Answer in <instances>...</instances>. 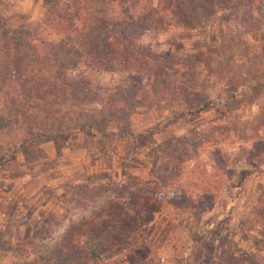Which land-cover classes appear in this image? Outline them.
<instances>
[{
  "label": "rangeland",
  "instance_id": "rangeland-1",
  "mask_svg": "<svg viewBox=\"0 0 264 264\" xmlns=\"http://www.w3.org/2000/svg\"><path fill=\"white\" fill-rule=\"evenodd\" d=\"M75 2L0 0V153L15 152L0 164V264H85V233L101 236L115 209L129 215L125 240H111L90 264H264V2L254 13L260 23L248 28L233 6H205L197 18L177 14L163 26L139 17L119 32L87 20L82 43L99 55L78 64L83 82L65 85L56 60L84 28L71 25ZM104 39L133 60L124 63L122 51L99 66L111 56ZM13 41L23 51L17 64L7 59ZM27 64L43 72L16 80L11 91L28 110L24 117L9 105L4 76ZM111 92L131 95L133 109L90 102ZM68 94L102 110H73L53 123L46 109ZM90 122L89 134L47 139ZM36 132L44 135L23 147ZM221 169L227 177L224 170L215 177ZM201 177L219 184L208 207L180 193ZM225 249L241 262L227 261Z\"/></svg>",
  "mask_w": 264,
  "mask_h": 264
},
{
  "label": "trees",
  "instance_id": "trees-1",
  "mask_svg": "<svg viewBox=\"0 0 264 264\" xmlns=\"http://www.w3.org/2000/svg\"><path fill=\"white\" fill-rule=\"evenodd\" d=\"M76 1L75 5L73 6L74 11H72V16L70 17L72 21V26L73 25H79V26H84V24L87 22V20H92V19H97L99 20L105 28L107 29H112L119 32V27L123 26L125 24L129 23H134L136 20L140 18L147 19L151 24L153 22L154 24L156 23L157 26H163L167 24L168 20H172L175 18V15L177 14H182L183 21H190L194 18H197L199 15V11L203 10L205 6H212L213 8H216V11H227V9L231 6H233L234 11H235V17L239 22L244 25L246 28H248V24H251V26H254L258 23H260V16L259 17H254L255 9L257 6L261 5L264 0H225L222 2L221 0H157L156 3H154L153 0H96V4L94 5L95 0H73V2ZM117 7L118 10L117 12L114 11V8ZM72 10V8H71ZM189 13V14H188ZM75 23V24H74ZM255 28V27H254ZM85 26L81 33L80 37L77 38V40H71L70 38L67 39L68 45L65 46V51L67 53L66 58L57 59L56 60V65L59 66V75L61 77V80L65 83V85H69L71 80L74 81L75 79H79L83 82L82 78V72H77L75 73L78 64L80 62L84 63L83 57L89 59V60H94V55H99L98 53H93L88 50H86V45L82 43V41L85 40L86 36L85 34ZM23 37L25 35V31L22 32ZM121 33V32H120ZM30 37V34H27ZM31 38V37H30ZM128 39L130 43L134 46L135 44L133 43L134 41V36L130 35L128 36ZM32 40H34L32 38ZM124 40L127 41L125 38ZM238 40L240 38L238 37ZM26 44H30L31 41L29 38L25 39L23 38V41ZM104 46L106 48V53H111V56L108 57L107 59L104 58H99V66L103 65V63H111L113 62L117 57L120 56V52L124 51L122 54V58L124 63H128V59L130 61L133 60V57L130 55V53L127 50L124 49H117L119 45V42L113 44L112 42L105 41L103 40ZM42 42L40 41L39 44ZM26 45L29 49V46ZM9 47L8 51H15L14 53H10L12 55L11 57H7V59H11V62L14 61L15 64L18 63V58L20 57V54L23 52L21 50V46L19 42L13 41V44ZM69 46V47H68ZM76 46V47H75ZM75 47V49H74ZM73 48V49H72ZM41 47L38 45L33 48L32 53L35 54L36 52L39 51ZM68 50V51H67ZM257 50V48L255 49ZM52 51V49H50ZM73 53V57H70L69 53ZM49 56V55H47ZM8 65H10V61L8 62ZM37 69L34 68V66H31L30 64H27L23 68V72L19 73V70H10L11 71V76L6 75L4 76L5 79L7 78V84H5L4 89L10 94V101L9 105L10 106H15L16 111L15 114L17 116H26L28 113V110L24 109V105L22 106V99L14 97L12 95L13 89L18 88V83H16V80L22 79L24 76H26V80L34 79L36 74L41 72V68L39 66H36ZM164 69H168V66H163ZM43 72V71H42ZM47 73V70H45ZM62 72V73H61ZM150 71H146L145 73H149ZM17 73L16 75H14ZM18 77V78H17ZM67 81V83L65 82ZM232 80H229V83ZM85 83H89V81H85ZM93 88H96L97 86L94 85L93 83L90 84ZM23 86V85H21ZM40 88H50L48 86L41 85L39 86ZM83 88V87H82ZM87 87H85L86 89ZM84 89V88H83ZM90 89V88H88ZM2 90V86H0V92ZM64 91H66L64 89ZM70 92V91H69ZM68 92V93H69ZM89 92H94L91 89ZM67 93V91L65 92ZM12 95V96H11ZM17 95V93H16ZM105 94L103 95L102 99H91L90 102L97 101L103 108V110H110V111H115L119 108H126V109H133L132 108V96L128 95L126 96H120L119 98L117 97L118 95L115 92H111L108 97ZM136 98L141 99L142 98L136 96ZM140 102V101H139ZM136 101V103H139ZM101 106L99 108H93L87 106V103H83L82 101L80 102L79 99L73 100L71 99V96L68 97L67 99L61 103V105L56 109V108H50L46 109V112L48 113L51 121L54 123L55 121L58 122L57 116L64 114L67 119H71L72 115L71 112L73 110H77L82 113H90L93 111H101ZM139 106L137 105L134 109H138ZM104 110V111H105ZM24 119V118H23ZM47 120V121H50ZM92 129H96V126L93 122L90 123H84V124H79L77 127L75 126H66L56 132V134L53 135H48L47 139H52V137H61V138H68L70 134L73 133H78V132H83L89 134ZM44 133H39L36 132L35 134L31 135H25L22 142H24L23 147H27L34 143L36 140H39L42 138ZM14 151L13 152H8V153H0V164L3 162L8 161L9 159H12L14 157ZM225 169H228V165H225ZM225 169H221L218 171L217 175H221L219 173H222V171L225 173ZM227 172V170H226ZM161 173V172H160ZM228 174L226 175V177ZM225 177V176H224ZM170 179V178H169ZM159 182L164 181L161 179H158ZM168 181V179H167ZM107 182L112 185L113 182H111L109 179H107ZM170 184V182L164 183V186ZM184 185V184H183ZM190 186V189H196L198 190V193L192 194L190 192V189L184 190L183 188L181 189L180 193L182 194L183 197H188L190 200L189 202L193 201L195 204L198 205L201 204L204 207L211 206L212 203L214 202L213 198L215 197L217 190L219 189V184L213 181L208 180L206 177L199 178V180L195 181H189L187 186ZM188 186V187H189ZM209 190L211 193H209ZM143 196L145 197L143 191H138ZM130 193V192H129ZM215 193V194H214ZM212 197H211V196ZM137 195H134L136 197ZM142 196V195H141ZM147 199V197L145 198ZM194 199V200H193ZM198 199V200H197ZM212 201V202H211ZM108 202V203H112ZM172 202V201H170ZM173 203V202H172ZM206 206H205V204ZM211 203V204H210ZM143 205L146 206L147 204L143 202ZM208 205V206H207ZM141 207L142 210H144L146 207ZM110 221L108 224L105 226L104 229H102V235L99 236L98 238H94V236H91L87 233H85L84 243H85V248L83 250V253L86 255L85 259L88 260L85 262V264L90 263H95L98 259L102 257L101 251L103 250L104 246L107 245L111 240L118 239L119 241L125 240V236L127 233V230L129 229V224L127 223L129 220V215L128 213H125L124 211H117L116 209L114 210V213L109 215ZM103 237V238H102ZM102 241V243H101ZM83 243V244H84ZM82 245V244H81ZM223 254L227 257V261L233 260L236 263H240L241 261L235 258L234 253L231 250L225 249L223 251ZM241 255V254H240ZM242 256V255H241ZM239 258H241L239 256ZM72 263V262H71Z\"/></svg>",
  "mask_w": 264,
  "mask_h": 264
}]
</instances>
